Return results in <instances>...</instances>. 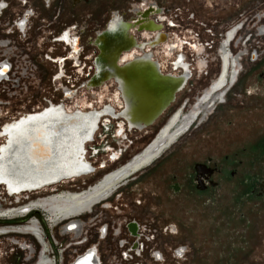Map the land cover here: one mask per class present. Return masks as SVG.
I'll return each instance as SVG.
<instances>
[{
    "label": "rangeland",
    "instance_id": "rangeland-1",
    "mask_svg": "<svg viewBox=\"0 0 264 264\" xmlns=\"http://www.w3.org/2000/svg\"><path fill=\"white\" fill-rule=\"evenodd\" d=\"M18 1L11 0L10 13H16L22 7ZM21 1H26V9L35 4L46 10L44 0ZM73 1L68 0L66 4L64 21L76 26V32L84 30L82 44L88 55L96 54L93 46L88 45V38H94L96 31L104 29L114 15L125 20L136 18L145 7L158 5L163 13L156 17H166L165 20L172 21L174 26L169 27L164 21L162 31L167 34L166 41L148 50L143 48V52L152 53L161 71L170 74L181 72L180 68L174 69L172 63L177 55H182L191 77L154 125L143 130L127 128L123 135L118 136L114 120L111 119L110 124L104 121L107 127L100 126L93 141L85 148L86 161L94 170L74 181L70 179L58 183L54 189L58 192L44 187L34 192L9 195L0 185V213L34 197L43 199L40 200L42 203H38L39 211L46 212L42 208L43 202L64 192L84 189L103 173L127 161L149 141L174 109L184 103L189 106L203 92L197 101L201 104L205 99L204 91L210 88L217 74V55L224 31L243 22L244 27L231 46L234 51L241 49L235 56L243 54L242 49H245L246 55L243 61L241 57L236 85L221 98H225V104L213 105L216 109L212 107V113L203 122L191 126L150 167L127 180L108 201L109 209H104V204H101L95 210L102 211L105 221L136 220L145 226V234L148 230H157V237L149 246L151 250L161 249L166 255V262L157 264H264V196L257 195V182L264 179V0H86L75 7ZM39 18L35 23L42 25V30L35 29L25 37L21 36L14 44L16 48L9 51L14 59L12 61L22 68V77L27 79L19 86L12 82L13 78L0 84V91L4 90L0 92V128L50 104H61L68 112L90 111L107 104L121 109L122 104H113L116 87L111 80L106 81L104 87L90 89L79 84L74 88L75 94L69 98L65 96L60 83L61 86H71L61 77L60 66L66 52H71L66 51V44L59 40L62 34L53 37L48 33L49 20ZM144 32L148 31L135 33L138 42L144 40ZM247 37L250 39L244 41ZM170 39L179 42V45L184 44L178 52L177 48L173 49V56H165L161 46ZM195 44L202 45L205 51L197 53L193 47ZM132 49L138 50L134 54H142L139 49ZM131 50L123 52L118 63H124L123 55ZM162 56L165 58L162 59ZM69 61H64V69L76 85L82 77L77 80L73 69L75 65ZM199 61L203 62L201 69L197 67ZM9 75L12 76V73ZM100 96H103L101 102ZM3 141L0 137V144ZM89 146L99 149L98 153L91 154ZM115 151L119 153V159L112 161L108 154ZM207 161L219 172L212 176L216 186L207 185V190L203 191L197 188L194 167ZM32 203L37 205L35 201H30L21 206L22 212L33 207L30 206ZM89 218L86 216L83 220ZM20 223L18 220L0 219V227ZM172 227L174 234L170 232ZM62 228L61 225L56 227L51 232L52 237L59 238ZM77 231L80 232V228ZM24 240L33 241L21 235L0 237V264H19L22 256L16 244ZM182 246H187L190 251L182 260L174 258L173 251Z\"/></svg>",
    "mask_w": 264,
    "mask_h": 264
},
{
    "label": "flooded vegetation",
    "instance_id": "flooded-vegetation-1",
    "mask_svg": "<svg viewBox=\"0 0 264 264\" xmlns=\"http://www.w3.org/2000/svg\"><path fill=\"white\" fill-rule=\"evenodd\" d=\"M82 1H86V0H74L73 6L74 7L78 6ZM18 2L20 3V6H22L20 10L16 13L15 12L10 13L9 11H11L12 9L11 0H0V3L5 5L3 7L5 8V11L1 12L2 16H0V21L2 22V25L5 27V24L6 26H9V25L15 24L16 21L23 20L24 25H28L30 27L29 32H28V34H30L32 33V31L34 32L35 29L42 30V25H37V23H35L36 19H40L39 17H41L42 20L44 19L49 20L48 25H47V27H49L48 33L52 34L53 37L65 31V34H63L59 40L60 41L63 40L65 43H71V44H66V45H70L68 49L71 53H69V55L66 54L65 57L68 56L67 58H69L71 56L74 59L72 61L75 62L76 54L72 53V41L77 38L78 43L81 44L82 36H83L82 34H84L85 32L84 30H81V31L79 30L76 32L75 31L76 26H73V25L70 26L69 24L65 23L64 19L66 17V9H67L66 4L68 3V0H44L45 2L44 8H46V10L42 9L41 7L35 4L29 5V9H26V7L24 6L26 1L22 2L21 0H19ZM21 3L23 5H21ZM142 12L147 13V17L145 19L141 18L140 16L141 11L138 12V15L136 18L129 17L132 21H130L129 18H126V20L122 18L125 22H129V23L130 22L135 23L138 21V24L134 28H132L133 31L130 30L131 34L135 35L136 32L139 33L143 31H148V30L138 31V26L141 25L142 23L144 25L140 28L149 29L152 26L156 27L155 26L156 24V25H161V31H162V28H164L163 22L166 17L164 18L162 16L156 17V15L159 13H163V9L159 8L158 5H149L145 7L144 9H142ZM33 23L36 24L35 28H34ZM106 24H105V27H106ZM4 27H2V30L5 33L6 28ZM102 29L100 28L98 29V31H101ZM123 30H125L124 26L121 25L119 20L116 18L113 19L112 22L109 24L104 36L99 35L98 37V43L100 44V47H102L103 44L109 45L110 43L112 44L119 43L122 39L121 34ZM98 31H96V33ZM236 31H238V28H235L229 31L226 34V36L223 37L222 43L219 45V51L217 55L219 64H218L217 74L213 82H211V84L209 83L210 88L208 87V89L204 91V96L205 95L207 96V93L210 92V90L212 89L213 90L217 89V90L211 96L210 101H208V103H204L203 105L202 103L201 104L197 103V101L199 100L198 98H200L201 94L203 93L201 92L197 96V100L193 101L189 106L187 105V103L179 105L176 109H174L171 112V114L165 119V122L159 127L158 129L159 131L157 135L153 139H151L149 142H147L139 150V152L132 154L131 157H129V159L126 162L103 173V175H101V177L98 180H96L94 183L89 185V188L86 187L84 189L76 190L74 192L73 191L64 192L62 194H59L58 196L51 197L46 202H43L45 204L42 205L43 206L42 208L46 211L44 212L45 215L47 217L49 216L50 218H54V217L66 218V217H69L70 215L79 214V213L81 214L83 212L85 214H88L87 212L90 213L91 211H93V209L97 205H100V204H104V207L109 209L108 201L115 195V192H117L120 188H122L128 182V181L125 182V180H129L133 176L140 173L143 169L150 167L155 161H157L164 154V152H166L173 145H175L177 141L180 139V137L185 135V133H187L190 130L191 118L193 117V113L192 112L189 113V111H187L189 113L188 114L187 112H185V110L183 111L181 118H179L180 120H178L177 125L173 126V124L176 122V117L179 116V111L177 110L180 107L185 105V109L189 108V110L191 111L194 108L196 109L195 112L197 111L199 107H202L201 108L202 115L200 116L199 119L198 118L197 119L198 121L201 120V122H203L205 120L204 118L207 115H209L210 112L212 113L211 109L213 105H219L221 103L220 101H221L222 96L224 95V91L226 90V94H227L236 85L238 81V76H239L238 67L241 66V62H240L241 57L243 56V59H242L243 61L246 54H245V49H242L243 54L239 53L238 55L235 56V54L240 52L241 49L237 51L238 49L236 47L237 50L234 51L233 49L234 47L232 46H231L232 47L231 50L228 49V43L232 39V36H234ZM162 33L166 34L163 31ZM142 35L145 36V38H143L144 39L143 41H151L157 34L156 32L148 31V32H144ZM69 37H70V40H69ZM146 37H147V40H146ZM156 37L162 38V36H160L159 34ZM183 44L184 43L179 45V42L173 41L170 39L168 43L163 44L161 48L163 49L165 56H173L174 55L173 49L177 48V52H178V50H180L179 47H182ZM197 44L193 45V47H195L194 50L197 53L205 51V48L202 45L200 46ZM125 45L127 46L128 43H125ZM193 47L191 46V48ZM144 48H146L147 50L151 49L150 45H147ZM95 49H96V55L94 59L98 55V49L96 47ZM78 53H79V47L77 46V54ZM134 53H138V50L132 49L131 52L124 54L122 59L127 61V64L124 65V63L123 64L117 63L116 68L114 69L111 67L109 68L107 65H105L103 63L104 61L101 58H99L96 61L98 73L95 79L96 81L94 80L92 81V83H96L100 81L102 79L101 75L106 74V73L109 74L110 76H114V80L112 79L111 81L114 82V85L116 87V93L114 97L112 98V100H113V104H116V105L122 104V111L120 109L119 110L115 109L116 108L114 107L115 105L110 104L107 106L102 105L100 108L94 109V111L102 109L100 113H96L93 110H91V112L84 111V110H77V112L72 113V112L66 111V109H64V106L62 105L55 106L51 104L50 107L48 108L46 107L44 109H41L33 113L24 114L10 122L5 123L0 129V137L4 139L2 144H0V147L5 145L8 141V135L5 134L6 127L14 123H19V122L21 123L18 125V129L20 130V134H19L20 139L27 138L28 141L31 140L34 142L35 141L38 142L40 138H44L45 134H41L39 132H34L31 135L22 133L23 130H36L38 129V126H39V125L22 124V122L27 120L29 117L39 116L47 112H54L62 116L79 115V116H82L84 119L87 116H91V117L98 119V117L102 114H109L113 116V118L108 115L102 118H106L105 122L107 124L111 123V119L114 120L113 121L114 125L115 126L117 125L116 126L117 131L115 132L117 133L118 136L123 135V132H125L127 128H129V125H130V128L134 126L132 128L137 127L138 129H141L143 124L149 125V121H150L149 113L152 110L145 109L144 107L145 100L147 99L149 103H155L154 106L157 107L165 99V95H168L171 92H175L181 87V85L183 84V79L182 78L175 79V77H177V74L170 75L167 78H163L162 77L163 74H161V71L159 70L160 73L157 71L156 66L151 63L147 55L142 56V54L136 55ZM164 58L165 57L162 56V59ZM186 65L182 64L181 61L172 63V67L174 69H178L179 66L186 68ZM197 67L201 69L203 67V62L199 61L197 63ZM136 68L139 70H135ZM100 70L101 72H99ZM129 70H133V71H130L129 73L124 74V75H121L120 73L121 71L123 72V71H129ZM2 71L3 73L5 72L4 70ZM155 71L159 73V76L154 75ZM93 73H94V64H93ZM126 81L128 82L127 84H126ZM104 85H105V82L100 87H104ZM222 85H224V87L219 89ZM156 90L158 92H156ZM155 94L157 95L159 94V97L155 98L154 97L156 96ZM177 94L178 93L174 95L175 98ZM66 95L71 97V92H68ZM140 95L145 98L141 97ZM102 98L103 96H100L99 98L100 102ZM224 100L225 98L223 99V101ZM194 102H196L197 105L195 103V105L190 107ZM212 102L213 104H211ZM172 104H170L169 106H171ZM223 104H225V102H223ZM122 117L125 120H123ZM102 118L100 119L98 128L101 126ZM117 120H120V122L117 123ZM154 123L152 125H154ZM107 124H105L104 126L107 127ZM188 127L189 129L186 131ZM95 134H94V137H95ZM89 143L90 142L85 144L84 153H86L85 148ZM110 154H112L111 156L112 160L119 159V153L110 152L108 155ZM33 156H35L34 160L37 161V159H35V158H38L37 152ZM55 157H56L55 154L48 156V160L46 162L49 164L55 165L56 161L54 162L53 160L55 159ZM84 160L86 161L85 154H84ZM56 163L65 164V159H63L62 161H57ZM209 163H210L209 161H207L206 164L203 163V165L205 166L199 167L198 172L195 170L194 178L196 180L201 181L199 184H197V186L199 185V187L203 188L202 189L203 191L207 190L208 188L207 185H210L212 187L216 186V182L212 181V176L214 173L219 172V170L215 167H210ZM59 168L60 167H58V170H62V171L65 170V167H63L62 169H59ZM210 171L211 173L209 174ZM79 177H72V180L70 181H74ZM211 183H213V185H211ZM117 185H120L119 188L114 189V187H116ZM56 187L57 185L49 189H51V191L58 192L59 190H54ZM257 187H258L257 195L264 196V179L257 182ZM78 193L82 195L79 196ZM70 194H72V196H69ZM40 200H43V199H40V197L27 198V200L23 204L27 205L30 201H35L37 205L33 206V203H32L30 206H33V207L29 208L28 210L39 211L38 203L41 202ZM17 206L18 205L14 207H9L7 209L8 211L3 215L6 216V214L10 215V214L17 212L18 210H14L17 208ZM6 226L0 227V237L10 236V235H21L23 237L27 236L29 238L31 237L36 238L38 241H40L42 245L47 244V240H45L43 236L40 235L41 233L39 232V228L34 224V222H28L23 227H17V228L15 227L9 228ZM171 233L173 234L175 233V230L173 227L171 228ZM47 261L48 260L46 258H43V261L41 262L42 264H48ZM76 264H91V263H90L89 257H87V258L79 260Z\"/></svg>",
    "mask_w": 264,
    "mask_h": 264
},
{
    "label": "built area",
    "instance_id": "built-area-1",
    "mask_svg": "<svg viewBox=\"0 0 264 264\" xmlns=\"http://www.w3.org/2000/svg\"><path fill=\"white\" fill-rule=\"evenodd\" d=\"M4 11L5 8L0 9V16H2L1 12ZM164 21L166 20L164 19ZM166 23L169 27L174 26L172 22L166 21ZM2 27L4 26L0 21V70L5 71L3 75H0V84L3 81H9L10 78H13L12 82L19 86V83L27 78L25 76L22 77L20 73L22 68L18 65L19 63L12 61L14 59L9 55V51L16 48L14 46L16 40L21 39V36L25 37V35H28L30 27L24 25L23 20L16 21L15 24L9 26L5 24V33ZM243 27V22L234 24L224 31L223 36L226 35L230 29L238 28V31H236L233 36L235 37ZM61 34H65V31ZM93 39L92 37L88 38V45L93 46L91 44ZM249 39L250 37H247L244 41H248ZM235 41L236 40H234V42ZM62 42L64 44H71L65 43L63 40ZM69 46L70 45H66V51L69 50ZM77 46L79 47V53H76L75 56L76 63L73 62L70 57L67 58L68 56H66V58L62 60V65L60 66L61 77L71 86V88L68 86H61L62 84L60 83L59 86L60 88L64 87V92L74 91L75 86L79 84L83 85L93 74V60L96 54H85V46L82 43ZM93 48L95 49V47ZM66 54L69 55L68 52H66ZM68 59H70V63L75 65L73 69L75 70L74 74L77 76V80L79 77H82L76 85L70 81L72 77L70 74H67L64 69L65 64L63 63L65 60L68 61ZM11 73L12 76L9 75ZM75 81L76 80H74V82ZM2 92H4V90H2ZM105 119L106 118H102L101 126H104ZM88 148L91 154L92 152H94V155L98 153L99 149L93 146H89ZM114 153H116V151ZM111 156L112 154H110V159ZM21 206H26V204H18V211L10 215H3L8 211L7 209L1 211L0 219H7L9 221L18 220L22 222L18 225L9 224V226H6L9 228L23 227L28 222H34L39 228L40 235L47 240V244L42 245L40 241L33 237H31V239H33L31 242L24 240L23 243H20V241H18L19 243L16 245L22 256L19 264H42L41 261H43V258L48 260V264H76L79 260L87 257H89L91 264H157L166 262V255L161 249L151 250L149 246L151 243H154L157 237V230H148V233L145 234V232H147L145 226L141 225L136 220L123 218L122 220L105 221L106 216H102V211H96L95 208L88 214L83 212L81 214L70 215L66 218L54 217L50 219L44 213L37 210L22 212L23 209H21ZM104 209L107 208L104 207ZM86 216L90 218L83 220ZM131 223L135 224V232H132L129 228ZM60 225L63 226V228L59 240L58 237H52L51 232ZM78 228H80V232L77 231ZM62 241H65L64 244H62ZM173 252L175 253L176 250ZM157 254L161 257L160 259H157ZM172 256L176 258L174 254Z\"/></svg>",
    "mask_w": 264,
    "mask_h": 264
},
{
    "label": "bare ground",
    "instance_id": "bare-ground-1",
    "mask_svg": "<svg viewBox=\"0 0 264 264\" xmlns=\"http://www.w3.org/2000/svg\"><path fill=\"white\" fill-rule=\"evenodd\" d=\"M231 30L233 29L229 31ZM234 40H236V36H232L228 43V49L231 50ZM96 120L91 116L84 119L79 115L62 116L54 112L29 117L22 124L39 125L38 129L23 130L22 133L31 135L34 132H39L45 134V137L40 138L38 142L28 141L27 138L20 139V130L18 129L20 122L7 126L5 134L8 135V141L0 147V170H2L0 184H4L9 192H19L39 189L49 183L54 184L57 178L63 175L72 177L85 175L88 163L84 160L83 153L87 142L83 143L90 138ZM36 152L38 158L35 159L37 161L34 160L35 156H33ZM52 154L56 155L53 159L54 162L65 159V164L55 162V165H52L47 163L48 156ZM58 167H60L59 169L65 167V170H58ZM56 185L58 184L47 188Z\"/></svg>",
    "mask_w": 264,
    "mask_h": 264
},
{
    "label": "water",
    "instance_id": "water-1",
    "mask_svg": "<svg viewBox=\"0 0 264 264\" xmlns=\"http://www.w3.org/2000/svg\"><path fill=\"white\" fill-rule=\"evenodd\" d=\"M140 16H141V18H146L147 17V13L146 12H142V13H140ZM118 19L119 20V22L121 23V25H123L124 26V29L125 30H123V32H122V39H121V41L119 42V43H117V44H115V43H110L109 45H105V44H103V46L102 47H100V44L98 43V37H99V35H103L104 36V34L106 33V31H107V28H108V26H109V24L112 22V20L113 19ZM151 22V21H150ZM142 23V22H141ZM138 24V21L137 22H135V23H129V22H125L121 17H119V16H117V15H114L108 22H107V24H106V27L103 29V30H101V31H98L96 34H95V37H94V39L92 40V45L93 46H95L97 49H98V55L96 56V58L94 59V62H93V64H94V73L92 74V76L90 77V79L89 80H87L84 84H83V86L86 88V89H89V88H93V87H98V86H101L102 84H104V82H106V81H109V80H114V76H110L109 74H103V75H101L102 76V79L100 80V81H98V82H96V83H92V81H94L95 79H96V77H97V73H98V68H97V64H96V61L99 59V58H101L104 62V64L105 65H107L109 68L111 67V68H116V65H117V63L119 62V59H120V56L122 55V53L123 52H127V51H129V50H131L132 48H137V49H139L141 52H142V56H144V55H147L148 56V58L150 59V61H151V63L153 64V65H155L156 66V68H157V71L160 73V71H161V69H160V64L156 61V60H154L153 59V57H152V53H150V52H143V48L145 47V46H147V45H150V47H155V46H157V45H159V43H161V42H164V41H166V39H167V35L166 34H163L162 33V31H161V25H156L155 24V26L156 27H150L149 29H146V28H140V27H142L144 24L142 23L141 25H139L138 26V31H142V30H148V31H152V32H156V34L158 35H160V36H162V38L161 37H154L153 38V40H151V41H140V42H138L137 41V39H136V37L133 35V34H131L130 33V30L132 29V28H134L136 25ZM125 43H128V45L126 46L125 45ZM152 43V44H151ZM77 44H78V39L76 38V39H74L73 41H72V53L73 54H76L77 53ZM178 61H181V63L182 64H187L186 62H184V58H183V56L182 55H177V58H176V60L173 62V63H175V62H178ZM121 64H123V63H121ZM125 64H127V61H125L124 62V65ZM179 68L181 69V72L179 73V74H177V77H175V79H179V78H182L183 79V84L181 85V87L178 89V90H176L175 92H171V93H169L168 95H165V99L157 106V107H155L154 105H155V103H149L148 101H147V99L145 100V109H151L152 111L149 113V120L151 121H149V125H142V128L141 129H138L137 127H135V128H132V127H134V126H132L131 128H130V125H129V129H135V130H143V129H146V128H148V127H150V126H152V124L161 116V115H163L164 113L163 112H166V110L170 107L169 105L170 104H172V103H174V101H175V94L176 93H179L184 87H185V85H186V83H187V81H188V79L191 77V72H190V69H189V66H188V64L186 65V68H184V67H182V66H179ZM135 70H139V69H135ZM160 70V71H159ZM130 71H133V70H129V71H121L120 73H121V75H124V74H127V73H129ZM99 72H101V70L99 71ZM159 73H157L156 71H155V73H154V75L155 76H159ZM161 74H163L162 75V77L163 78H167L168 76H170V75H174V74H170V73H163L162 71H161ZM96 81V80H95ZM128 82L126 81V84H127ZM156 92H158L157 90H156ZM160 92H161V90H160ZM159 92V93H160ZM68 93V91H65L64 92V94H65V96L66 97H70V96H67L66 94ZM76 92L75 91H72L71 92V94H75ZM156 96H154L155 98H158L159 97V94L157 95V94H155ZM141 96V95H140ZM141 97H143V96H141ZM143 98H145V97H143ZM51 105V104H50ZM50 105L48 106V107H50ZM108 105V104H107ZM106 105V106H107ZM55 106H61V104H58V105H55ZM63 106V105H62ZM47 107V108H48ZM121 111H122V107H121V109H120ZM94 111V110H93ZM102 111V109H100V110H95L94 112H96V113H100ZM148 111V110H147ZM75 112H77V110L76 111H73L72 113H75ZM88 112H91V110L90 111H88ZM106 115H108V116H111V115H109V114H102V115H100L99 117H98V119H97V121H96V123H95V128H94V130L91 132V134H90V138L89 139H87L83 144H85L86 142L88 143V142H92L93 141V137H94V134H95V132L97 131V129H98V126H99V122H100V119L102 118V117H104V116H106ZM112 118H113V116H111ZM122 119L123 120H125L123 117H122ZM126 122V121H125ZM165 122V120L163 121V123ZM160 127V126H159ZM159 127L155 130V132L152 134V136H151V138L149 139V141L151 140V139H153L156 135H157V133H158V129H159ZM2 128V127H1ZM0 128V129H1ZM148 141V142H149ZM83 154H85V153H83ZM87 162V161H86ZM124 162H126V161H124ZM123 162V163H124ZM88 163V168H87V173H89V172H91V171H93L94 170V168H93V166L89 163V162H87ZM201 166H205V165H202V164H197V165H195V170L198 172V168L199 167H201ZM85 172V174H87ZM211 173V171L209 172V174ZM132 174V173H131ZM72 176H62V177H60V178H57V180L55 181V183L54 184H52V183H49V184H45V185H43L42 186V188H44V187H50L51 185H55V184H58V183H61V182H63V181H65V180H70V179H72L71 178ZM197 181V184H199L201 181L200 180H196ZM0 185H2L4 188H5V186H4V184H0ZM211 185H213V183H211ZM89 188V186L88 185H86L85 186V188ZM42 188H39V189H33V190H22V191H19V192H9L6 188H5V190H6V192L9 194V195H15V194H20V193H29V192H34V191H37V190H40V189H42ZM197 188L198 189H200V190H202L203 188H201V187H199V185L197 186ZM129 228L132 230V232H135V230H136V227H135V224L134 223H131L130 225H129Z\"/></svg>",
    "mask_w": 264,
    "mask_h": 264
},
{
    "label": "clouds",
    "instance_id": "clouds-1",
    "mask_svg": "<svg viewBox=\"0 0 264 264\" xmlns=\"http://www.w3.org/2000/svg\"><path fill=\"white\" fill-rule=\"evenodd\" d=\"M181 250L183 251L181 252ZM188 251H190V249L187 246H182L176 250L174 255L176 256L177 259L182 260L184 259L185 253H187ZM177 253H180V254L178 255Z\"/></svg>",
    "mask_w": 264,
    "mask_h": 264
},
{
    "label": "snow or ice",
    "instance_id": "snow-or-ice-1",
    "mask_svg": "<svg viewBox=\"0 0 264 264\" xmlns=\"http://www.w3.org/2000/svg\"><path fill=\"white\" fill-rule=\"evenodd\" d=\"M5 5L4 4H2V3H0V8H3ZM0 75H3V71L2 70H0ZM0 173H2V170H0ZM183 250H181V252H182ZM178 255L180 254V253H177ZM161 257L159 256V254H157V259H160Z\"/></svg>",
    "mask_w": 264,
    "mask_h": 264
}]
</instances>
